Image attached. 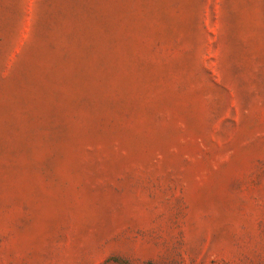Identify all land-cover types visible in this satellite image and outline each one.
Returning <instances> with one entry per match:
<instances>
[{
	"label": "rangeland",
	"instance_id": "rangeland-1",
	"mask_svg": "<svg viewBox=\"0 0 264 264\" xmlns=\"http://www.w3.org/2000/svg\"><path fill=\"white\" fill-rule=\"evenodd\" d=\"M0 264H264V0H0Z\"/></svg>",
	"mask_w": 264,
	"mask_h": 264
}]
</instances>
